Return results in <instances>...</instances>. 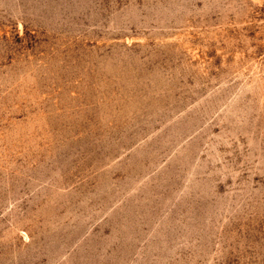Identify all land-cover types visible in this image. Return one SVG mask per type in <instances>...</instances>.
I'll return each mask as SVG.
<instances>
[{"label":"rangeland","instance_id":"obj_1","mask_svg":"<svg viewBox=\"0 0 264 264\" xmlns=\"http://www.w3.org/2000/svg\"><path fill=\"white\" fill-rule=\"evenodd\" d=\"M0 264H264V0H0Z\"/></svg>","mask_w":264,"mask_h":264}]
</instances>
